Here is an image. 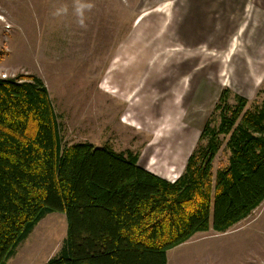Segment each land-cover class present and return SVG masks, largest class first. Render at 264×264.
I'll list each match as a JSON object with an SVG mask.
<instances>
[{"label": "rangeland", "instance_id": "374dc122", "mask_svg": "<svg viewBox=\"0 0 264 264\" xmlns=\"http://www.w3.org/2000/svg\"><path fill=\"white\" fill-rule=\"evenodd\" d=\"M184 7V0H0V78L43 82L64 146L130 150L141 167L177 178L247 44L240 33L232 60L220 62L226 42L209 47L217 34L200 31L198 41L181 36ZM232 33L218 36L229 44ZM250 69L264 73V66ZM261 85L246 97L247 109ZM222 141L213 174L227 164ZM66 229L64 214H47L6 264H45L58 254ZM166 257L167 264H264V202L229 231L195 234Z\"/></svg>", "mask_w": 264, "mask_h": 264}, {"label": "trees", "instance_id": "16d2710c", "mask_svg": "<svg viewBox=\"0 0 264 264\" xmlns=\"http://www.w3.org/2000/svg\"><path fill=\"white\" fill-rule=\"evenodd\" d=\"M248 104L222 88L170 182L130 150L64 146L43 82L0 78V264L53 212L66 238L45 264H167L195 234L229 231L264 202V80ZM222 140L227 164L213 174Z\"/></svg>", "mask_w": 264, "mask_h": 264}, {"label": "crops", "instance_id": "0c3cea01", "mask_svg": "<svg viewBox=\"0 0 264 264\" xmlns=\"http://www.w3.org/2000/svg\"><path fill=\"white\" fill-rule=\"evenodd\" d=\"M184 6V11H179V15L184 16L186 21V25H183L181 30L183 33L181 36L188 41H198L202 37L200 31L217 34L212 36L213 40L210 41L209 47L212 51L216 50L218 46L221 49L223 47L222 41L226 42V50L222 54L220 62L227 63L232 60L234 39H238L240 33L244 34L247 40V44H245L246 54L233 60L236 68L234 66L233 69L230 68V74L224 79V85L239 96L244 98L250 96L264 80V73L260 76L250 69L252 66H264V0H184ZM213 23L217 25L212 26ZM201 24H210L211 28L202 29ZM229 32L233 33L232 41L228 44V37L221 39L220 36L223 35L218 36V34ZM227 49L231 52L228 53ZM213 59L210 60L211 72L216 71L218 64V61ZM214 81L219 83L216 79ZM219 89L221 91V88ZM144 169L147 170V168ZM180 174L178 173L177 176L179 177ZM157 176L170 182L178 178Z\"/></svg>", "mask_w": 264, "mask_h": 264}]
</instances>
